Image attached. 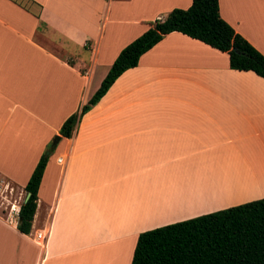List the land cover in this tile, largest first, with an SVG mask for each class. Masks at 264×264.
Instances as JSON below:
<instances>
[{"label":"crops","instance_id":"crops-1","mask_svg":"<svg viewBox=\"0 0 264 264\" xmlns=\"http://www.w3.org/2000/svg\"><path fill=\"white\" fill-rule=\"evenodd\" d=\"M17 1L0 0V177L14 190L0 196V264H131L143 232L264 198V80L179 32L59 135L147 23L192 0ZM263 2L218 0L264 56ZM43 154L25 235L10 209L25 203ZM254 182L227 201L229 188Z\"/></svg>","mask_w":264,"mask_h":264},{"label":"trees","instance_id":"trees-1","mask_svg":"<svg viewBox=\"0 0 264 264\" xmlns=\"http://www.w3.org/2000/svg\"><path fill=\"white\" fill-rule=\"evenodd\" d=\"M147 24L148 29L120 51L88 102L64 121L60 136L70 138L117 78L172 32L226 53L231 70L252 72L264 80V56L221 18L218 0H192L187 9H173L164 19ZM46 162L43 154L24 188L30 196L20 207L17 230L25 235L31 230ZM131 264H264V198L143 232Z\"/></svg>","mask_w":264,"mask_h":264},{"label":"rangeland","instance_id":"rangeland-1","mask_svg":"<svg viewBox=\"0 0 264 264\" xmlns=\"http://www.w3.org/2000/svg\"><path fill=\"white\" fill-rule=\"evenodd\" d=\"M257 7H260V5H257ZM257 10H258V13H261L262 12L261 10H263V12H264V2H263L262 7L258 8ZM261 15H263V14H261ZM36 40L38 42H40L41 44L45 45L46 47H48L49 49H52L55 52L58 51V49L56 47H54L53 44H50V42H48L46 39H44L41 34L36 37ZM2 180H3V178L0 177V183ZM257 185H259V184L257 182H254V185L252 187L248 186V185H244L243 188H233L232 190L227 186V188H229L228 190H230L229 191L230 193H228L229 197H228L227 201H232V199L240 197L241 195H244L245 193H249V192L251 193L253 191L252 188H255V186H257ZM223 188H226V186H224ZM236 190H238V191H236ZM226 196H228V195H226ZM233 201H237V200H233ZM0 214H2L3 216L6 214V209L2 205H0Z\"/></svg>","mask_w":264,"mask_h":264},{"label":"built area","instance_id":"built-area-1","mask_svg":"<svg viewBox=\"0 0 264 264\" xmlns=\"http://www.w3.org/2000/svg\"><path fill=\"white\" fill-rule=\"evenodd\" d=\"M13 191H14L13 187L10 186V184L8 182H6L5 180L1 181V183H0V196H5V194L12 193ZM10 211L12 213V217H13V213H16V217H18L19 210H17V209L15 210L14 205L11 206ZM36 238L38 240H42L43 239L42 234H37Z\"/></svg>","mask_w":264,"mask_h":264},{"label":"water","instance_id":"water-1","mask_svg":"<svg viewBox=\"0 0 264 264\" xmlns=\"http://www.w3.org/2000/svg\"><path fill=\"white\" fill-rule=\"evenodd\" d=\"M58 139H59V137H56V139H55V141H58ZM29 194L27 193V195H26V199H25V202L29 199Z\"/></svg>","mask_w":264,"mask_h":264}]
</instances>
